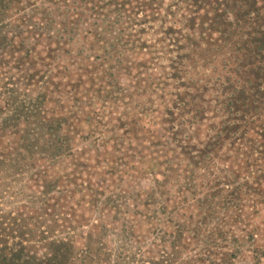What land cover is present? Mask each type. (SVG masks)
<instances>
[{"label": "rangeland", "instance_id": "rangeland-1", "mask_svg": "<svg viewBox=\"0 0 264 264\" xmlns=\"http://www.w3.org/2000/svg\"><path fill=\"white\" fill-rule=\"evenodd\" d=\"M200 1L0 0V228L10 244L19 234L33 247L89 242L108 254L98 264H166L174 226L196 229L206 211L197 216L193 190L178 194L183 177L169 187L171 196H191L182 209L144 198L135 208L126 196L137 183L155 187L141 169L171 157L164 136L180 132L172 145L202 149L222 121L243 131L242 116L251 123L264 113V0ZM186 37L218 39L223 50L198 58L180 49ZM176 95L205 111L197 120L178 112ZM53 122L60 128L51 131ZM243 152L238 162H208L197 186L198 197L221 189L213 201L221 206L246 192L239 210L221 211L218 222L210 215L195 241L187 234L181 243L191 246L174 264H264V178ZM229 164L236 176L220 179ZM216 227L224 236L211 238Z\"/></svg>", "mask_w": 264, "mask_h": 264}, {"label": "trees", "instance_id": "trees-1", "mask_svg": "<svg viewBox=\"0 0 264 264\" xmlns=\"http://www.w3.org/2000/svg\"><path fill=\"white\" fill-rule=\"evenodd\" d=\"M192 1V0H191ZM195 2V0H193ZM198 1V0H196ZM200 3L204 6L206 5V1L202 0ZM220 5V3H219ZM190 25V24H189ZM200 26V25H199ZM187 43H183L184 45L180 47V49H188L189 51L192 50V53L196 54L198 58L203 59L204 55H209L212 52H220L223 50V47L216 48V42L218 43V39H212L207 40V42L204 44L205 47H203L204 41L194 42L192 38L186 37ZM181 42V41H179ZM186 44V45H185ZM188 56V60H189ZM205 60V59H204ZM191 61V60H189ZM190 95H186V98H184L182 95H176L174 99V109L178 112H184L187 109L194 114L193 118L197 120L199 118V114L203 113L205 111L204 108L195 107L193 108L191 106L190 102H186L184 99H187V97ZM198 98V97H196ZM196 98L192 99L194 101ZM240 99H237V102H239ZM192 107V108H191ZM260 107H257V110ZM261 108L262 105H261ZM240 110V109H238ZM242 110V109H241ZM203 111V112H202ZM264 111V110H263ZM262 111V112H263ZM246 112V111H245ZM171 115V114H169ZM247 115L242 116L241 119L245 122L244 130L240 131L241 128L238 127H230L229 123L226 121H222L218 127H215L211 129V132L213 135L210 138V141L206 144H202V149H198V147L189 146L187 144H182L179 146L172 145L171 142H177L178 136L181 134L180 132H176L173 134L172 137H165L164 136V146L168 148V152L170 153V158L164 163L161 164H154L152 166H147L146 169L142 168V172L152 175L154 177V183L155 187L152 189L150 193H148L145 189L142 190L141 184L137 183L135 186H129V190L132 189L130 194L126 196V200L130 199L134 203V207L137 208V203L140 201L142 202L143 198L145 199V205H152V204H163L164 209L167 208V204L170 203V201L178 203L179 209H182V207H185L190 200L189 197H193L192 203L195 204V212L197 216L202 215L201 213L206 211L203 215V220L198 221L196 224V229H188L187 227L183 225H175L176 228L175 232L172 234V238L174 239L172 246V253H168L163 259L165 260L166 264H174L178 259L179 256H181L182 249H187L188 246H191L188 244V246L183 245L181 242L184 240L185 236L187 234H193L194 241L199 236L200 231L204 225H207V220L209 219L210 215H212V219H214V222H218L220 218L225 215H228V210L230 206H236V208L239 210V205L237 204L238 199H241L242 196L247 195L246 192H241L239 197H235V195H232L235 197V199H230L228 203H222V206L218 203H214V198H217L220 195L221 189H217L212 194H207L205 197H198L199 193L197 191L198 181L203 179V177L208 176L210 174L211 167L207 165L208 162L213 161L217 158L219 160H223V156H227V160L235 159L234 162H238L236 159L237 154H241L243 151V155L247 158V163H257V167H260V169H257V175H259V178H264V169H262V164L259 162L264 161V113L257 116V120L251 123L248 121H245ZM257 125L255 126V124ZM255 126H253V125ZM49 125V124H47ZM61 123L59 122V126L56 123H50V130L52 131L53 128H60ZM166 129V128H165ZM235 130V131H234ZM257 130V132H255ZM178 131V130H177ZM167 133L172 134V131L166 130ZM253 132L255 135L257 134V141H255V137L252 136V139H249L250 133ZM128 134H132V131H128ZM190 138L189 136H187ZM169 139L171 141H169ZM231 141V149H228L227 155L217 156L216 153H218L223 146L227 143V141ZM257 142V149H246L245 148H251L252 145H249L251 143ZM239 143L242 147L235 148L234 144ZM239 145V146H240ZM245 147V148H244ZM255 154L257 155V158H255ZM216 155V157L214 156ZM233 156V158H231ZM256 159V160H255ZM253 161V162H250ZM163 169L161 173L159 174L162 176V180L158 178H155L156 174L155 172L159 169L158 166H163ZM250 165V164H249ZM224 167L223 170H220L219 172V178L221 179V174L227 173L231 174L233 177L236 176V173L234 172V164H229ZM111 170L113 171L112 174L116 175L119 174L117 171L112 167ZM203 170V174H199L198 171ZM116 172V174L114 173ZM137 172V171H135ZM143 175V174H142ZM183 177L184 180V186H180L178 194L180 195L182 192L193 190L192 193L189 195L191 196H184L181 195L174 197L175 195L171 196V189L169 188L172 183L177 184L178 178ZM175 178H177L175 180ZM195 178V180H194ZM260 180V179H258ZM120 182H124V180L119 179ZM152 182V183H153ZM103 184H105V180L102 181ZM228 185L233 184L234 180L231 179L227 180ZM107 184V183H106ZM140 190H135V187H139ZM261 187V183L259 184ZM109 189V186H107ZM106 187V188H107ZM210 189H213V187H210ZM143 192V193H142ZM181 192V193H180ZM259 196L264 197V189L259 188L258 190ZM171 196V198H169ZM213 199V200H212ZM227 201V200H226ZM225 200L222 202H226ZM212 204H215V206L218 208H213ZM190 205V204H187ZM127 210H130V205L128 206V203H126ZM133 207V208H134ZM117 208H121L120 206H117ZM120 210V209H119ZM237 210V211H238ZM221 211H224L223 215H221ZM135 214H141L138 210H135ZM102 214V213H101ZM208 215V216H207ZM144 217V215H141ZM146 216V215H145ZM205 216H207L205 218ZM173 223V221H170ZM218 227L215 229H212L210 231V237H216L217 235L221 234V231L219 232ZM133 229V228H132ZM7 234L6 229L0 228V264H98L97 257H108L107 253H103V251L100 249L99 252L94 253V251L91 248L90 243L88 242L84 249H80L77 245H75L72 241H52L47 242L44 244H41L39 246H29L25 241L23 240V235L19 234L20 236L14 237L15 241H12L13 244H10L8 242V239H4L3 237ZM221 236H224V234H221ZM18 238V239H16ZM190 238V237H189ZM191 241V239L189 240ZM180 244L178 247L177 245ZM217 245V244H216ZM215 245V247H216ZM213 250H216L212 248ZM95 254V255H94ZM100 255V256H99ZM144 256V255H143ZM144 262V261H143ZM159 264V263H154ZM184 264V263H183ZM186 264H192L191 262H187Z\"/></svg>", "mask_w": 264, "mask_h": 264}]
</instances>
